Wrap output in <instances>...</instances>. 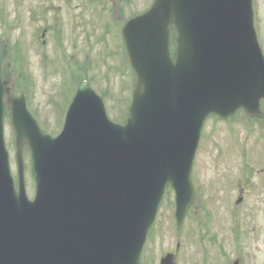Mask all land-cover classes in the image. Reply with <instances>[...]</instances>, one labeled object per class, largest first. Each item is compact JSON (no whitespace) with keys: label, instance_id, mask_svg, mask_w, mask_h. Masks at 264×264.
Instances as JSON below:
<instances>
[{"label":"water","instance_id":"1","mask_svg":"<svg viewBox=\"0 0 264 264\" xmlns=\"http://www.w3.org/2000/svg\"><path fill=\"white\" fill-rule=\"evenodd\" d=\"M251 0H154L122 39L135 74L124 124L83 82L62 132L43 134L0 79V264H139L166 185L177 227L193 199L189 172L208 116L260 117L264 58ZM175 31L174 59L169 33ZM10 110L18 187L3 139ZM31 152L35 196L23 181ZM161 264H171L170 256Z\"/></svg>","mask_w":264,"mask_h":264},{"label":"rangeland","instance_id":"2","mask_svg":"<svg viewBox=\"0 0 264 264\" xmlns=\"http://www.w3.org/2000/svg\"><path fill=\"white\" fill-rule=\"evenodd\" d=\"M152 1L0 0L2 79L8 82L11 94L16 96L24 91L28 111L45 134L55 136L59 132L62 113L83 81L102 98L110 121L125 122L134 74L126 53L121 51L120 27L145 12ZM252 10L256 39L264 55V0H252ZM260 108L264 115V103ZM10 121L5 111L4 141L15 179L14 133ZM198 142L191 180L196 205L199 203L200 208L189 215L184 227H205L203 237L207 249L203 254H207V264H212V246L225 245L214 233V227L238 224L244 231L246 227H255L262 233L264 218L260 199H264V172L258 169L264 168V163L257 162L250 150L255 148L256 152L259 145L264 144V118L250 123L240 112L230 123L209 119ZM233 148L234 154L227 158V150L232 152ZM23 158L26 193L32 199L34 180L26 149ZM237 165L244 170L239 178L234 177ZM201 186L204 191L196 189ZM240 188L245 200L239 207L234 203ZM172 195L167 189L139 264H159L160 257L175 251ZM226 205L233 208L230 216L224 214ZM256 230L249 234L254 238L252 241L246 234L238 238L235 249L227 242L221 252L222 263H230L236 255L245 258V253L252 251V258H245L246 264H261L264 239L257 238L261 234ZM213 235L215 239L211 238ZM203 254L196 247H180L176 264H199Z\"/></svg>","mask_w":264,"mask_h":264},{"label":"flooded vegetation","instance_id":"3","mask_svg":"<svg viewBox=\"0 0 264 264\" xmlns=\"http://www.w3.org/2000/svg\"><path fill=\"white\" fill-rule=\"evenodd\" d=\"M262 103H264V101L261 102V104ZM238 113H240V112H238ZM263 118H264V115L260 119H250V118H247V119L249 120L250 123H255V122H257V120H262ZM210 119H214V118H210ZM230 122H224V123H230ZM234 149L235 148H233L232 152H230V150L229 151L227 150V154H226L227 158H228L229 155L232 156V153L234 154ZM254 150H255V148H252L250 150V154H252L253 157L255 156V159L257 160V162L264 163V144L263 145H259V147L256 149V152H254ZM238 155H240V154H238ZM237 167H238V165H237ZM259 169H258V171L264 172V168L263 167H261ZM237 170L238 171H236V174H235L234 177L239 178L240 176L243 175V171L244 170L241 167H238ZM262 178L264 179V175H263ZM196 189L197 190L199 189V191H204V187H202V186L201 187H197ZM238 193H239V195H238L237 201H235L234 204H235V206H239L240 207V205L245 200V195H244V193H243L241 188L239 189ZM195 200H197L196 194H194V200H193L190 208L188 209V211L186 213V217L184 218V221H183V224H182L183 227H180V226L179 227H175L176 228L175 251L173 253H166L165 255H163V257H160V260L163 259L166 256H172L171 257V264H176V255H177L178 251H180V247L185 249L186 245L190 249H193L194 247L199 248V250L202 252V254L206 252L207 248L204 245V237H203L204 236L203 232H204V228L205 227H184L185 226V220L188 219L189 215L191 213H195L194 211L195 210L197 211L200 208V204L198 203V206H197ZM260 206H261L260 210H261V213H262L263 218H264V199H260ZM173 209H174V205H173ZM232 210H233L232 206H227L226 205L225 207H223L224 214H226L227 216L229 214L231 215ZM230 219H232V217H230ZM234 225H236V227H234L231 224H226V226L223 225L222 227H214V229H215L214 233L217 234L219 239L224 241L225 245H226L227 242H229V245L230 246L233 245L234 249H235V245L238 242V238H241L245 234L251 241L254 239L249 234H254V232H255L254 230H256L255 227H246V230L244 231L242 229L243 227H241V228L237 227L238 224H234ZM186 229H187V231H186ZM256 231L258 232V234H261L259 237L257 236V238L263 237V239H264V227L262 228V233L260 232L261 230L257 229ZM250 237H252V238H250ZM211 238L215 239L216 236L213 235V236H211ZM248 238H246V239H248ZM225 245L223 247H220L219 245H216V246L213 245L212 246L213 247V251H212V253H213V255H212L213 263L216 262L215 264H220V262L221 263L223 262V259H221V256H223V253H221V252H222V250L225 249ZM252 255H253L252 251L246 252L245 253V258L246 259H250V257L252 258ZM245 258H244L243 255H239V256L236 255L233 259H231L230 263H228V264H246ZM160 260H159V263H160ZM198 263L199 264H207V254H205V255L203 254V257L201 258V260ZM261 264H264V260L262 261Z\"/></svg>","mask_w":264,"mask_h":264}]
</instances>
